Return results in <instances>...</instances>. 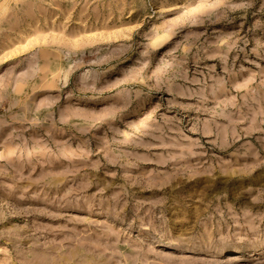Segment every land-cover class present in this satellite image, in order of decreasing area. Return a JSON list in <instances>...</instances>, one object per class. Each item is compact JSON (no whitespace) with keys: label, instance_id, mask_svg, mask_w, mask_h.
<instances>
[{"label":"rangeland","instance_id":"rangeland-1","mask_svg":"<svg viewBox=\"0 0 264 264\" xmlns=\"http://www.w3.org/2000/svg\"><path fill=\"white\" fill-rule=\"evenodd\" d=\"M0 264H264V0H0Z\"/></svg>","mask_w":264,"mask_h":264}]
</instances>
